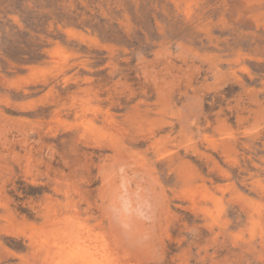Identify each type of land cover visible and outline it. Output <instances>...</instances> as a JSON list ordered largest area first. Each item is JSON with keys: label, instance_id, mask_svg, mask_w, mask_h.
I'll return each instance as SVG.
<instances>
[{"label": "rangeland", "instance_id": "1", "mask_svg": "<svg viewBox=\"0 0 264 264\" xmlns=\"http://www.w3.org/2000/svg\"><path fill=\"white\" fill-rule=\"evenodd\" d=\"M80 261L264 264V0H0V264Z\"/></svg>", "mask_w": 264, "mask_h": 264}, {"label": "bare ground", "instance_id": "2", "mask_svg": "<svg viewBox=\"0 0 264 264\" xmlns=\"http://www.w3.org/2000/svg\"><path fill=\"white\" fill-rule=\"evenodd\" d=\"M57 56H58V55H57ZM82 88H83V87H82ZM218 174H219V173H218ZM220 174H221V173H220ZM262 189H263V188H262ZM203 201H204V200H203ZM217 206H218V205H217ZM214 211H215V210H214ZM255 215H256V214H255ZM57 239H58V238H57ZM70 241H71V240H70ZM35 242H36V241H35ZM51 242H52V241H51ZM33 243H34V242H33ZM36 243H37V242H36ZM114 243H115V242H114ZM83 244H84V243H83ZM53 245H54V244H53ZM66 245H67V244H66ZM113 245H114V244H113ZM31 246H32V245H31ZM38 246H39V244H38ZM79 246H80V245H79ZM86 246H87V245H86ZM84 248H85V246H84ZM119 248H120V247H119ZM112 249H114V248H112ZM112 249H111V250H112ZM85 250H86V249H85ZM117 250H119V249H117ZM73 251H74V250H73ZM109 251H110V250H109ZM112 251H113V250H112ZM120 251H121V250H120ZM39 252H40V251H39ZM75 252H76V251H75ZM77 252H78V251H77ZM81 252H83V250H82ZM105 252H106V251L104 250V253H105ZM114 252H115V251H114ZM84 253H86V256H85V254H83L82 256H85V257L91 256V255L88 254L87 252H84ZM102 253H103V252H101V254H102ZM108 253H109V252H108ZM110 253H111V252H110ZM116 253L118 254L117 251H116ZM74 254H75V253H74ZM76 254H78V253H76ZM87 254H88V255H87ZM111 254H114V255H115V253H113V252H112ZM125 254H126V253H125ZM59 255H60V254H59ZM104 255H107V254L105 253ZM130 255H131V254H130ZM79 256H80V255H79ZM79 256H78V257H79ZM82 256H80V257L83 258ZM95 256H97V255H95ZM95 256L93 255L92 258L95 257ZM109 256H111V255H109ZM109 256H108V257H109ZM112 256H113V255H112ZM112 256H111V257H112ZM115 256H116V255H115ZM115 256H114V257H115ZM69 257H70V256H69ZM100 257H101V256H100ZM103 257H104V256H103ZM106 257H107V256H106ZM130 257H131V256H130ZM76 258H77V257H76ZM96 258H98V260H100L99 257H95L94 259H96ZM101 258H102V257H101ZM116 258H117V257H116ZM56 259H57V258H56ZM69 259H70V258H69ZM69 259H68V262H69ZM87 259H88V258H87ZM73 260L75 261V259H73ZM82 260L84 261V258H83ZM85 260H86V259H85ZM92 260H93V259H92ZM96 260H97V259H96ZM87 261H89V260H87ZM90 261H91V259H90ZM90 261H89V262H90ZM102 261H103V260H102ZM112 261H113V260H112ZM66 262H67V261H66ZM71 262H72V261H71ZM71 262H70V264H71ZM75 262H78L77 259H76ZM75 262H73V263L75 264ZM99 262H101V261H99ZM59 263H60V262H59ZM73 263H72V264H73ZM83 263H84V262H83ZM83 263H82V261L79 262V264H83ZM85 263H87V262H85ZM85 263H84V264H85ZM103 263H105V261L102 262V264H103ZM105 264H106V263H105ZM124 264H125V263H124Z\"/></svg>", "mask_w": 264, "mask_h": 264}, {"label": "trees", "instance_id": "3", "mask_svg": "<svg viewBox=\"0 0 264 264\" xmlns=\"http://www.w3.org/2000/svg\"><path fill=\"white\" fill-rule=\"evenodd\" d=\"M20 57H26V58H20L22 62L26 63H33L36 62L39 58L38 54L36 52H27L25 54H19Z\"/></svg>", "mask_w": 264, "mask_h": 264}]
</instances>
